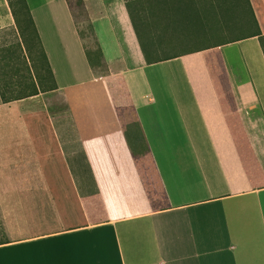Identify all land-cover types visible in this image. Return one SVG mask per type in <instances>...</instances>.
I'll use <instances>...</instances> for the list:
<instances>
[{"label":"crops","instance_id":"obj_1","mask_svg":"<svg viewBox=\"0 0 264 264\" xmlns=\"http://www.w3.org/2000/svg\"><path fill=\"white\" fill-rule=\"evenodd\" d=\"M84 1L94 48L68 0H27L33 24L20 27L0 0V29L45 51L75 132L0 123V264H264L258 36L148 63L126 0ZM251 2L264 33V0ZM198 54L203 66L182 65Z\"/></svg>","mask_w":264,"mask_h":264},{"label":"rangeland","instance_id":"obj_2","mask_svg":"<svg viewBox=\"0 0 264 264\" xmlns=\"http://www.w3.org/2000/svg\"><path fill=\"white\" fill-rule=\"evenodd\" d=\"M140 1L143 2V0ZM136 3V9L143 6L142 3ZM147 11L148 39H152L154 34L157 37L159 35L165 37L160 39L163 41L162 44H158L156 47L157 56L194 49L216 40L228 39L232 34L245 31V28L239 26L233 31L221 29V31L207 32L200 25V28L195 25L200 29L199 31H193V29L190 31L189 28L183 29L180 22L169 23L164 14H153L149 7H147ZM80 25L87 43L94 48L87 24L84 22ZM22 37L15 30L0 29V109L2 110L0 123L2 131H24L29 126L33 131L67 132L72 136L75 135L69 115L63 116L61 113L65 104L62 96L50 91H43V85H45L43 81H50L45 62L35 58V52L30 51L25 39L24 45L21 44ZM204 63H206L205 55L198 54L184 60L182 65L198 68ZM38 87L41 88L39 94L18 98L30 94ZM11 98L18 99L6 101ZM12 114L17 117V120L14 119L16 122L12 119ZM72 169L74 184L76 180L78 181V172L74 165H72ZM69 189L71 190L73 212H79L77 194L73 187Z\"/></svg>","mask_w":264,"mask_h":264},{"label":"trees","instance_id":"obj_3","mask_svg":"<svg viewBox=\"0 0 264 264\" xmlns=\"http://www.w3.org/2000/svg\"><path fill=\"white\" fill-rule=\"evenodd\" d=\"M10 7L12 9L13 15L20 27V22L29 21L33 24V19L31 17L30 9L27 4V0H8ZM69 5L72 8L75 20L77 24L79 23V17L76 12L79 9L84 15V20L88 26L89 33L94 39L96 46L99 45L98 39L96 37L91 18L87 12V8L84 0H68ZM142 3L141 8L136 9L135 4ZM129 14L131 16L133 25L135 27L137 36L139 38L142 50L144 52L146 61L148 63H153L161 60L159 56L156 55V45L152 39L147 41L144 38V21H145V6L144 0H126ZM141 4V5H142ZM147 7H149L153 14H164L167 16V21L169 23H179L183 25V29L200 30L197 27L199 25L204 31H221V29H228L233 31L237 27L245 28V31L240 33L232 34L228 39L217 40L224 43L236 41L243 38H248L252 36H258L261 45L264 50V33L260 27L258 18L256 16L255 10L253 8L251 0H147ZM137 12V13H135ZM148 12V11H147ZM148 14V13H147ZM148 17V16H147ZM148 21V20H147ZM148 23V22H147ZM172 24V23H171ZM196 25V26H195ZM148 28V24H147ZM200 28V27H199ZM81 34L83 32L81 31ZM150 37V36H149ZM222 43L216 44L220 45ZM214 46V45H213ZM89 54V59L91 65L95 67V63L90 57L91 52L87 51ZM96 54L99 57V63L102 65L103 69L106 68V63L103 60L102 52L100 48H97ZM45 63L47 65V72L49 74L50 81L45 80L43 83V91H50L57 88V84L54 79L53 71L49 65V61L43 52ZM210 55H205V62L208 61ZM41 88H36L35 91L28 95H24L18 98H24L26 96H31L39 94ZM11 99H7L9 101Z\"/></svg>","mask_w":264,"mask_h":264}]
</instances>
